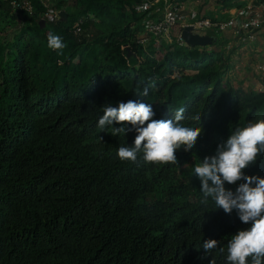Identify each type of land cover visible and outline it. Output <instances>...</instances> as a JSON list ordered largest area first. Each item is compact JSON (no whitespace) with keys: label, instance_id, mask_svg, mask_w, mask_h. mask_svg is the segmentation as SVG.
Returning <instances> with one entry per match:
<instances>
[{"label":"trees","instance_id":"obj_1","mask_svg":"<svg viewBox=\"0 0 264 264\" xmlns=\"http://www.w3.org/2000/svg\"><path fill=\"white\" fill-rule=\"evenodd\" d=\"M26 1L29 12L0 0V264H228V240L249 225L202 203L193 168L264 119V92L222 76L216 43H136L146 10L135 5L146 0ZM44 1L65 18L44 17ZM49 32L63 50L48 48ZM129 100L158 120L183 108L185 126L201 129L195 146L177 149L176 163L122 162L117 150L136 133L97 121ZM242 172L264 177V153ZM208 239L219 244L205 253Z\"/></svg>","mask_w":264,"mask_h":264},{"label":"clouds","instance_id":"obj_2","mask_svg":"<svg viewBox=\"0 0 264 264\" xmlns=\"http://www.w3.org/2000/svg\"><path fill=\"white\" fill-rule=\"evenodd\" d=\"M174 1L177 5L175 13L182 16V19L177 21L174 29L169 30L168 38L154 40L141 25L143 30L137 35L136 43L146 47L150 40V44L170 46L175 44L177 46H197L208 49L209 45L217 43V36L224 30L242 34L247 40H250L253 39L255 31L264 23L263 19V22L253 29L250 38L241 29L235 32L233 29L226 28L216 32L212 27L194 28L191 24L199 19L223 22L232 15L244 17L247 14V5L244 8V14L236 12L224 20H219L202 14L200 9L195 6L191 8L189 14H184L181 9V2ZM26 3L29 5L28 1ZM257 3L248 5L256 6ZM43 5L46 7L44 12L46 18L57 19L60 18L58 14L60 10L65 12L64 9H51L52 4L46 1L43 2ZM80 20L82 19L80 18L78 21ZM185 26L190 27L191 33L209 36L211 38L210 42L202 45L187 44L181 37V30ZM73 33H76L75 29ZM141 37L144 40L139 42ZM47 46L52 50H63L66 47L62 37L52 32L47 34ZM226 68L222 70V76L234 83ZM258 68L264 70L263 63L258 64ZM252 88L258 92H264V86L260 83L255 84ZM136 94L147 96L148 88L145 87ZM102 112L103 115H100L97 121V127L100 130H104L106 126H113L115 123L120 126L112 127L111 133L113 135H118L121 132L125 133L126 131L136 133L129 146H121L117 150V156L122 162L135 163L138 155L142 154L143 161L146 164L176 163L175 151L181 146L184 147L185 151L191 150L201 132L199 127L185 126L183 123L185 120L183 108L174 110L173 117L168 120L152 119L155 112L150 104L132 100L119 102L116 107L106 104ZM196 119L198 120L199 116ZM126 124H130L131 128L126 129ZM100 139L102 138L100 137ZM261 153H264V119L250 121L242 127H236L228 138L217 146L215 155L205 156L201 163L196 164L193 168V175L200 181L202 203L206 205L211 200L214 204L212 209L221 208L226 214H230L235 209L240 221L249 225L248 228L239 230L228 240L226 256L228 264H249V258H251V264H264V177L249 176L242 172ZM241 179L245 182L237 186L235 193L224 186L225 182L234 184ZM218 244L219 241L208 239L203 241L202 247L205 253H209L217 248ZM220 251L223 252L224 249L221 248Z\"/></svg>","mask_w":264,"mask_h":264},{"label":"crops","instance_id":"obj_3","mask_svg":"<svg viewBox=\"0 0 264 264\" xmlns=\"http://www.w3.org/2000/svg\"><path fill=\"white\" fill-rule=\"evenodd\" d=\"M181 2L184 14H189L192 7H197L206 16L224 20L233 13L244 14V8L248 4H255L260 0H227L235 3L227 9L220 7L222 0H177ZM216 48L222 51V60H226L228 75L236 84H248L264 86V70L258 68V64L264 65V23L259 27L253 39L247 40L242 34L232 33L229 30L222 31L217 36Z\"/></svg>","mask_w":264,"mask_h":264},{"label":"built area","instance_id":"obj_4","mask_svg":"<svg viewBox=\"0 0 264 264\" xmlns=\"http://www.w3.org/2000/svg\"><path fill=\"white\" fill-rule=\"evenodd\" d=\"M12 5L16 9L21 7L28 11L30 10L25 0H22L19 4L13 1ZM135 7L140 11L146 10V14L141 19L140 23L145 32L154 40H158V38H168L167 35L169 30L174 29L177 21L182 19V16L175 13L177 5L174 0H146L145 3L136 4ZM246 11L247 14L244 17L232 15L223 22H211L207 19H199L194 21L191 25L194 28L212 27L216 32L226 28L233 29L235 32L241 29L245 32L246 36L250 38L252 37L251 33L253 29L257 28L263 22L264 0L258 2L256 6L247 5ZM143 40V37H141L139 42Z\"/></svg>","mask_w":264,"mask_h":264},{"label":"water","instance_id":"obj_5","mask_svg":"<svg viewBox=\"0 0 264 264\" xmlns=\"http://www.w3.org/2000/svg\"><path fill=\"white\" fill-rule=\"evenodd\" d=\"M60 18L64 19L65 18V12L63 10H60L58 12ZM43 20H40V23H42ZM190 27L189 26H185L182 30H181V37L183 38V40L189 44V45H202L205 43H209L210 42V37L207 35H198V34H194L191 33L190 31Z\"/></svg>","mask_w":264,"mask_h":264},{"label":"rangeland","instance_id":"obj_6","mask_svg":"<svg viewBox=\"0 0 264 264\" xmlns=\"http://www.w3.org/2000/svg\"><path fill=\"white\" fill-rule=\"evenodd\" d=\"M68 8V7H67ZM12 30H8L4 32V37L6 38L8 35H10Z\"/></svg>","mask_w":264,"mask_h":264}]
</instances>
